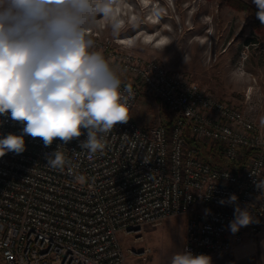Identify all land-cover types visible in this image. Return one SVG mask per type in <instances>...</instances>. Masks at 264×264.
I'll return each mask as SVG.
<instances>
[{
    "label": "built area",
    "instance_id": "1",
    "mask_svg": "<svg viewBox=\"0 0 264 264\" xmlns=\"http://www.w3.org/2000/svg\"><path fill=\"white\" fill-rule=\"evenodd\" d=\"M105 27L89 24V51L134 81L119 79L130 119L98 134L106 142L103 151L90 156L80 148L87 139L83 128L80 137L66 144L55 138L45 147L42 138L23 133L26 121L0 114V139L23 135L26 149L0 157L1 264H129L121 235L176 215L185 217L183 252L193 255L229 251L263 233L264 188L257 187L264 181L261 89L247 91L244 106L221 98L192 75L134 51V36H106ZM142 92L168 108L170 122L144 126L132 118ZM187 132L217 146L229 164L206 160ZM58 146L67 161L63 170L45 159ZM232 194L254 220L234 234L229 223L235 204L218 203Z\"/></svg>",
    "mask_w": 264,
    "mask_h": 264
},
{
    "label": "clouds",
    "instance_id": "2",
    "mask_svg": "<svg viewBox=\"0 0 264 264\" xmlns=\"http://www.w3.org/2000/svg\"><path fill=\"white\" fill-rule=\"evenodd\" d=\"M253 3L264 25V0ZM97 14L114 35L119 33L123 22L117 16V0H0V114L10 112L13 121H26L23 133L42 138L45 147L55 138L66 144L80 137L83 128L87 139L80 148L91 156L106 146L98 134L130 119L121 81L100 52L89 51L94 41L87 28ZM155 15L159 18L160 12ZM159 44L170 42L162 38ZM60 148L45 159L48 166L63 170L67 161ZM25 150L23 135L10 133L0 139V157ZM257 187L264 188V181ZM237 200L232 194L218 202L235 204L229 223L233 234L254 222ZM171 264H212V258L185 251L174 254Z\"/></svg>",
    "mask_w": 264,
    "mask_h": 264
},
{
    "label": "rangeland",
    "instance_id": "3",
    "mask_svg": "<svg viewBox=\"0 0 264 264\" xmlns=\"http://www.w3.org/2000/svg\"><path fill=\"white\" fill-rule=\"evenodd\" d=\"M117 16L123 22L117 35L102 14L93 21L106 23V36H134V51L160 60L169 70L192 75L221 98L244 106L245 93L260 88L263 105L257 119L264 121V32L253 27L248 11L230 6L226 0H117ZM162 38L170 44L161 46ZM110 68L120 80L134 81L115 65ZM131 116L144 126L171 118L166 106L145 92ZM201 144L213 146L209 141ZM209 160L229 164L224 157L210 156ZM182 219L183 215L171 216L159 225H146L141 232L121 235L128 263L171 264L173 255L180 253ZM145 248L150 250L142 253ZM148 259L151 261L146 262Z\"/></svg>",
    "mask_w": 264,
    "mask_h": 264
},
{
    "label": "crops",
    "instance_id": "4",
    "mask_svg": "<svg viewBox=\"0 0 264 264\" xmlns=\"http://www.w3.org/2000/svg\"><path fill=\"white\" fill-rule=\"evenodd\" d=\"M245 1L257 8L253 0ZM179 225H181L180 253H182L185 235V217L180 220ZM209 256L212 258V264H264V232L258 236L245 238L240 243L235 244L229 251L214 252ZM149 260L146 262L151 261Z\"/></svg>",
    "mask_w": 264,
    "mask_h": 264
},
{
    "label": "trees",
    "instance_id": "5",
    "mask_svg": "<svg viewBox=\"0 0 264 264\" xmlns=\"http://www.w3.org/2000/svg\"><path fill=\"white\" fill-rule=\"evenodd\" d=\"M226 1L230 6L236 8V9L248 11V13L252 19L253 27L258 31L264 32V25L261 24L260 20L256 16V12L258 11V9L256 7H254L253 5H251L250 3H248L245 0H226ZM167 110H168V108H167ZM170 121H171V118H170V120H168V122H170ZM186 138H187L188 143H190V144L195 143L198 146L200 153L202 154V156L206 160L210 161L209 160L210 156L211 157H213V156L223 157L221 151L217 148V146L213 145V146L206 147L207 145L205 144L203 147L201 142L195 141V139H193V137H191L188 132L186 133ZM203 148H205V151H203ZM210 162L214 165H220L216 162H212V161H210Z\"/></svg>",
    "mask_w": 264,
    "mask_h": 264
}]
</instances>
